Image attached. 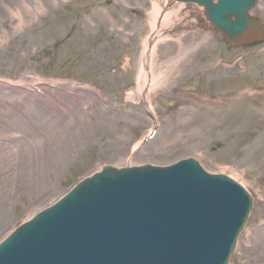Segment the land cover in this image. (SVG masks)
<instances>
[{
    "label": "rangeland",
    "instance_id": "rangeland-1",
    "mask_svg": "<svg viewBox=\"0 0 264 264\" xmlns=\"http://www.w3.org/2000/svg\"><path fill=\"white\" fill-rule=\"evenodd\" d=\"M2 8L0 241L103 166L192 159L253 198L229 264H264V90L253 89L264 88V45L239 49L199 32L192 11L201 10L172 0H0ZM251 16L264 23V0ZM153 22L146 85H163L148 97L150 113L136 76ZM247 88L263 96L237 93Z\"/></svg>",
    "mask_w": 264,
    "mask_h": 264
},
{
    "label": "water",
    "instance_id": "water-1",
    "mask_svg": "<svg viewBox=\"0 0 264 264\" xmlns=\"http://www.w3.org/2000/svg\"><path fill=\"white\" fill-rule=\"evenodd\" d=\"M176 1L204 7L234 45L264 40L247 16L257 0ZM251 208L238 184L193 161L105 169L0 245V264H227Z\"/></svg>",
    "mask_w": 264,
    "mask_h": 264
},
{
    "label": "bare ground",
    "instance_id": "bare-ground-1",
    "mask_svg": "<svg viewBox=\"0 0 264 264\" xmlns=\"http://www.w3.org/2000/svg\"><path fill=\"white\" fill-rule=\"evenodd\" d=\"M166 24L165 26H169L170 23L168 22L167 15L164 17ZM0 20L3 22L4 26L10 25L8 16L5 10L2 8L0 9ZM152 30L155 28V23H152ZM156 38V33H151L143 42H142V49L138 59V67H137V76H136V87L138 93L142 95L143 99L146 100L147 94L154 95L157 88H161L163 85L162 78L155 77L153 78L151 84L146 85V77H147V67L150 62H152L154 50L153 47L151 48V44L154 42ZM253 95H251L252 97ZM243 98V97H242ZM199 112V111H198Z\"/></svg>",
    "mask_w": 264,
    "mask_h": 264
}]
</instances>
